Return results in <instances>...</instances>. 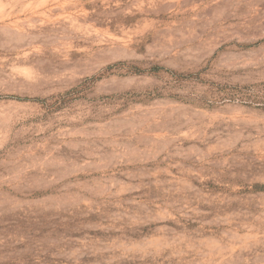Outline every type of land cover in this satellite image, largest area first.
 I'll list each match as a JSON object with an SVG mask.
<instances>
[{
	"label": "rangeland",
	"instance_id": "374dc122",
	"mask_svg": "<svg viewBox=\"0 0 264 264\" xmlns=\"http://www.w3.org/2000/svg\"><path fill=\"white\" fill-rule=\"evenodd\" d=\"M0 264H264V0H0Z\"/></svg>",
	"mask_w": 264,
	"mask_h": 264
}]
</instances>
